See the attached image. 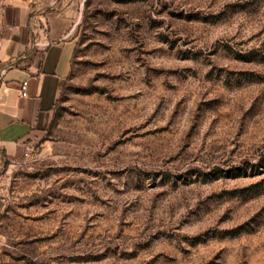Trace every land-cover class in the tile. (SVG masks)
Returning a JSON list of instances; mask_svg holds the SVG:
<instances>
[{"label":"rangeland","instance_id":"obj_1","mask_svg":"<svg viewBox=\"0 0 264 264\" xmlns=\"http://www.w3.org/2000/svg\"><path fill=\"white\" fill-rule=\"evenodd\" d=\"M59 1L70 67L0 152V264H264V0Z\"/></svg>","mask_w":264,"mask_h":264},{"label":"crops","instance_id":"obj_2","mask_svg":"<svg viewBox=\"0 0 264 264\" xmlns=\"http://www.w3.org/2000/svg\"><path fill=\"white\" fill-rule=\"evenodd\" d=\"M59 0H8L0 57V152L12 155L32 133L44 129L73 51L68 27L73 8ZM26 80L25 95L20 82Z\"/></svg>","mask_w":264,"mask_h":264},{"label":"built area","instance_id":"obj_3","mask_svg":"<svg viewBox=\"0 0 264 264\" xmlns=\"http://www.w3.org/2000/svg\"><path fill=\"white\" fill-rule=\"evenodd\" d=\"M25 87H26V80H22L20 82V94L21 95H25L26 94Z\"/></svg>","mask_w":264,"mask_h":264}]
</instances>
